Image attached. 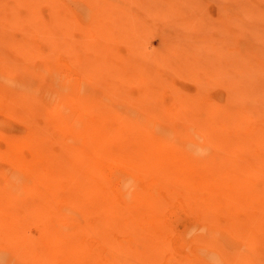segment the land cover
I'll use <instances>...</instances> for the list:
<instances>
[{"label":"rangeland","instance_id":"obj_1","mask_svg":"<svg viewBox=\"0 0 264 264\" xmlns=\"http://www.w3.org/2000/svg\"><path fill=\"white\" fill-rule=\"evenodd\" d=\"M190 52L196 56L189 57ZM19 81L41 85L39 96L41 91L66 90L70 105L80 101L84 119L101 115L112 121L117 143L131 132L132 139L176 157L182 151L169 131L176 123L189 126L224 168L191 162L187 171L209 184L213 179L229 182L226 206L213 202L207 207L184 188L164 191L158 195L163 206L150 210L153 223L171 226L170 252L184 253V259L192 258V249L202 264L210 250L226 254V264H252L255 256L264 257V0H0L1 109L21 110L13 122L15 131L40 123L48 136L62 117L50 109L47 98H37L39 107H28L33 110L27 121L22 116L27 101L12 92ZM114 97L118 100L112 102ZM190 138L184 134L181 139ZM34 145L40 148L35 159L6 155L5 146L0 153L8 163L28 169L80 162V180L94 159L85 144H80V155L60 139ZM187 205L193 213L199 205L210 225H234L239 235L232 248L204 249L209 243L203 239L190 248L185 236L201 232L194 214L181 211ZM47 212L16 218L10 211L14 237L34 245L35 253L63 245L56 229L59 216ZM85 226L80 217L81 235ZM90 239L80 237L81 250L87 251ZM8 241L0 236L1 247L9 246Z\"/></svg>","mask_w":264,"mask_h":264},{"label":"bare ground","instance_id":"obj_2","mask_svg":"<svg viewBox=\"0 0 264 264\" xmlns=\"http://www.w3.org/2000/svg\"><path fill=\"white\" fill-rule=\"evenodd\" d=\"M190 53L189 57L195 54ZM40 86L33 87L19 81L13 89L14 95L27 101L22 103V116L28 121L27 112L33 110L28 107H39L36 99L47 98L50 109L58 113L61 120L53 126L48 136L45 135L46 128L41 127L40 123L17 127L15 131L13 122L21 110H11L9 113L2 111L0 106V146H5L4 154L17 155L18 160H25L26 155L35 159L40 156V148L34 145L35 142L60 139L62 144L67 143V148L75 149L78 155L80 144L87 145L94 159L81 171L85 177L80 180L79 161L75 166L66 163L60 168L28 169L23 164L15 165L11 160L8 163L0 153V236L8 237L10 244L0 246V264H202L195 249L191 251V259L187 257L190 254L186 257L184 255L186 259L182 258L184 253L181 254L182 257L176 256L179 255L177 252L176 255L175 252L172 254L170 251L174 250L170 248L171 234H168L171 226L169 229L165 228L163 221L153 223L154 219L149 213L150 210L163 206L158 198L160 192H181L182 188L194 193L196 199H202V204L207 207L212 206L213 202L226 206L224 200L232 189L229 182L211 178L213 181L209 184L208 181L192 179L187 171L191 169V162H207L213 168H224L208 144L191 134V128H184L186 125L182 123H176L173 130L169 131L174 135V143L182 151L181 154H175L176 157L164 154L145 141L132 139L129 137L131 132L117 143L113 137L111 120L100 115L88 121L80 114V101L73 106L68 103L64 96L66 90L50 94L41 91L39 96ZM182 98L187 101L186 97ZM115 100L118 98H111L112 102ZM122 100L124 104L126 99ZM184 134L191 138L181 139ZM20 142L27 144H16ZM178 155L182 156L177 157ZM183 155H188L191 160L187 161ZM190 200L195 201L194 198ZM194 206V213L193 209L191 211L188 208L190 205L181 210H189L199 222L197 230L201 234L196 237L188 234L185 236L187 241L192 242L190 248L194 241L202 239L209 243L204 249L217 247L225 251L232 248L234 241L238 240L236 235H239L236 227L231 224L228 227L227 223L221 221L210 225L205 212L198 209L199 205ZM12 209L16 218H26L40 211L56 213L59 216L57 234L63 245L35 253L37 250L34 245H27V241L19 239L18 235L14 237L16 233L11 230V225L14 224L10 213ZM2 212H5L6 217ZM183 213L190 214L185 211ZM61 216L65 220L60 221ZM80 217L86 222L82 235ZM88 235L91 242L85 252L81 250L80 237L84 240ZM84 255H88L90 260L85 261L82 258ZM228 259L226 254L221 256L210 250L206 264H226ZM252 264H264V257L255 256Z\"/></svg>","mask_w":264,"mask_h":264}]
</instances>
